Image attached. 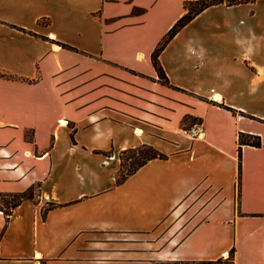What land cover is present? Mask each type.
<instances>
[{
  "label": "crops",
  "instance_id": "obj_1",
  "mask_svg": "<svg viewBox=\"0 0 264 264\" xmlns=\"http://www.w3.org/2000/svg\"><path fill=\"white\" fill-rule=\"evenodd\" d=\"M0 0V264H264V0ZM194 122L201 136L192 138ZM258 135L241 146L238 135ZM152 158L117 183L120 152Z\"/></svg>",
  "mask_w": 264,
  "mask_h": 264
},
{
  "label": "trees",
  "instance_id": "obj_2",
  "mask_svg": "<svg viewBox=\"0 0 264 264\" xmlns=\"http://www.w3.org/2000/svg\"><path fill=\"white\" fill-rule=\"evenodd\" d=\"M250 0H194V1H187L184 3V7L186 9V12L178 18L175 23L171 26V28L167 31V33L164 35L162 41L158 44V46L154 49L152 52V61L156 67V70L158 71V74L165 79L164 72L162 68L159 66L157 57L164 45L184 26L186 25L195 15H197L199 12L204 10L205 8L225 3L227 5H233L237 3L247 2ZM243 144H250L254 146H260L261 140L258 135L248 134L240 132L238 135V173L236 176V189H237V198L239 197V187H240V174H241V146ZM132 153L131 156L128 158L129 165L128 167L124 169L125 163L123 154L125 153ZM136 153V155L134 154ZM162 158L164 155L160 153L158 150L153 148L152 146L143 145L136 148H129L122 150L120 152L119 158H120V168L118 170L116 181L117 183H121L126 179L127 176L135 172L140 166H142L144 163H146L148 160L152 158ZM34 191L35 187L31 186L27 190L21 193L11 194L8 195L11 198L7 202V207H5L1 202L0 206L2 207L4 213L6 215L10 214L9 208L14 207L18 202H20L23 199H33L34 198ZM3 196L0 195V201ZM155 264H235L234 262V247H232L228 255L226 257H219L217 259L213 260H167V261H161L157 262Z\"/></svg>",
  "mask_w": 264,
  "mask_h": 264
},
{
  "label": "built area",
  "instance_id": "obj_3",
  "mask_svg": "<svg viewBox=\"0 0 264 264\" xmlns=\"http://www.w3.org/2000/svg\"><path fill=\"white\" fill-rule=\"evenodd\" d=\"M202 125L200 122H194L189 130H184L192 138H199L201 136Z\"/></svg>",
  "mask_w": 264,
  "mask_h": 264
},
{
  "label": "rangeland",
  "instance_id": "obj_4",
  "mask_svg": "<svg viewBox=\"0 0 264 264\" xmlns=\"http://www.w3.org/2000/svg\"><path fill=\"white\" fill-rule=\"evenodd\" d=\"M131 154L132 153H125V154H123V158H124V163H125V166H124V171H125V169L128 167V165H129V156H131ZM135 155H136V153H134ZM11 197L10 196H3L2 198H1V203L5 206V207H7V202H8V200L10 199Z\"/></svg>",
  "mask_w": 264,
  "mask_h": 264
}]
</instances>
